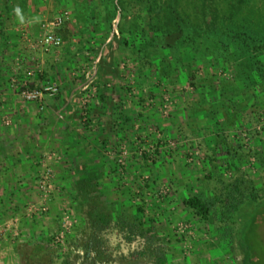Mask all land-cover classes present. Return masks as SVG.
Masks as SVG:
<instances>
[{
  "label": "rangeland",
  "instance_id": "obj_1",
  "mask_svg": "<svg viewBox=\"0 0 264 264\" xmlns=\"http://www.w3.org/2000/svg\"><path fill=\"white\" fill-rule=\"evenodd\" d=\"M8 5L0 91L24 111V82L56 85L65 114L50 121L69 129L41 133L46 99L33 118L0 101V162L22 173L1 179L0 264H152L126 259L144 239L128 242L119 216L157 234L166 264H264V0ZM49 33L62 45L45 50ZM96 208L113 218L101 232Z\"/></svg>",
  "mask_w": 264,
  "mask_h": 264
},
{
  "label": "trees",
  "instance_id": "obj_2",
  "mask_svg": "<svg viewBox=\"0 0 264 264\" xmlns=\"http://www.w3.org/2000/svg\"><path fill=\"white\" fill-rule=\"evenodd\" d=\"M6 5L10 3V0H4ZM179 34L182 33V31L178 32ZM175 41L178 39V35H175ZM123 44L127 43V40L122 41ZM187 205L190 206L193 209H196L198 214L201 215L203 218L206 217L209 214L210 208L209 205L199 199L198 197H190L186 201ZM97 212V218L95 220V231L101 232L109 227H111V221L112 216L109 214H105L104 212L98 211V208L94 210ZM99 214V215H98ZM142 222H139L137 218L134 220H129L125 218L124 216H119L116 221V225L119 226L120 230L124 231L126 233V239L128 242H134L138 237H142L144 239V246L141 250L134 251L130 254L128 258H132L135 261L144 260L147 262H151L152 264H166L167 263V256L163 250V247L157 242L158 236L155 232L152 231V229H146L143 230L141 228ZM44 248L43 244L40 246H36L34 252L41 251ZM94 248L93 242H88L84 245V249L87 252V255L89 256L91 253V250ZM100 256V253L97 251V257Z\"/></svg>",
  "mask_w": 264,
  "mask_h": 264
},
{
  "label": "crops",
  "instance_id": "obj_3",
  "mask_svg": "<svg viewBox=\"0 0 264 264\" xmlns=\"http://www.w3.org/2000/svg\"><path fill=\"white\" fill-rule=\"evenodd\" d=\"M55 94L54 95H46L45 96V99H46V101H45V103H42V104H45V106L43 107V108H46L45 109V111L44 112H42V115H44V116H49V118L46 120L43 116H42V118H43V120L42 121H45V123L43 124H41L42 125V127H41V133L42 134H44V132H45V126H48V130L47 131H51V129H52V127H54V125H60V127H61V129H69L68 128V126H69V122H68V120L67 119H63V117L62 118H60V117H58V119H56V116L54 117V120H52V121H50L51 120V114H55V113H57L58 114V112L59 111H61V113L62 114H65V113H63V112H65L64 110L65 109H62L63 108V102H62V100L61 99H56L55 97ZM17 97H19L18 95L17 96H13L12 94H9L8 92H6V91H0V101H2L3 102V105H4V107H6L7 106V109L6 110H4L5 112L6 111H9L11 114H22V115H24L25 117H34V116H36V115H40L39 114V110L37 109V107L39 106L37 103H35V102H26V103H29L28 105V107H27V110H25V108H24V111L23 110H21V108H17L16 107V105H18L17 104V101H21V99L20 98H17ZM20 99V100H19ZM41 104V103H40ZM41 104V105H42ZM8 107H11L10 108V110H9V108ZM5 109V108H4ZM33 115V116H32ZM48 123V124H47ZM52 125V126H51ZM50 133L49 132H47L46 134H45V136L42 138V140L40 141L41 143H42V145H48V143H47V141H48V139H50L49 138V136H47V135H49ZM63 145V144H62ZM65 146L67 147H70L71 146V144H69L68 142H67V144H65ZM36 151V150H35ZM41 151V150H40ZM4 164L2 163L1 164V162H0V193L1 192H3L4 191V189H8V190H10L9 188H6L5 187V185H3V182L1 181V179H2V177H5L6 176V173H8L10 176H13V177H15V178H21L20 176H22V173H20V171H16V170H14V171H12V173L10 174L9 172H6L5 173V171H4V169H3V166ZM24 176V175H23ZM3 180V179H2ZM14 189V188H13ZM2 207V206H1Z\"/></svg>",
  "mask_w": 264,
  "mask_h": 264
},
{
  "label": "built area",
  "instance_id": "obj_4",
  "mask_svg": "<svg viewBox=\"0 0 264 264\" xmlns=\"http://www.w3.org/2000/svg\"><path fill=\"white\" fill-rule=\"evenodd\" d=\"M68 19V12H63L56 18V25L61 26ZM61 38L55 33H49L43 39V48L45 50H51L61 46ZM12 86L18 89L19 81L14 78L12 79ZM58 92V87L54 84H47L40 89H32L25 82L22 85L21 96L29 102H43L46 95H54ZM144 242V240H143Z\"/></svg>",
  "mask_w": 264,
  "mask_h": 264
}]
</instances>
